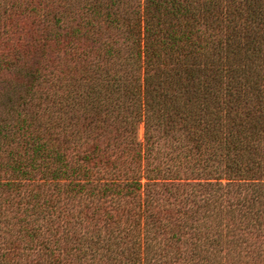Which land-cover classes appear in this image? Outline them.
Returning a JSON list of instances; mask_svg holds the SVG:
<instances>
[{"label":"trees","instance_id":"16d2710c","mask_svg":"<svg viewBox=\"0 0 264 264\" xmlns=\"http://www.w3.org/2000/svg\"><path fill=\"white\" fill-rule=\"evenodd\" d=\"M0 264H264V0H0Z\"/></svg>","mask_w":264,"mask_h":264},{"label":"rangeland","instance_id":"374dc122","mask_svg":"<svg viewBox=\"0 0 264 264\" xmlns=\"http://www.w3.org/2000/svg\"><path fill=\"white\" fill-rule=\"evenodd\" d=\"M142 136H143V126L141 125L139 127V138L142 139Z\"/></svg>","mask_w":264,"mask_h":264}]
</instances>
